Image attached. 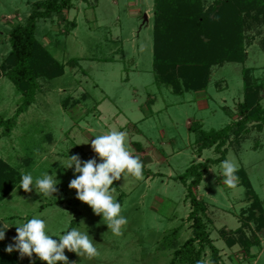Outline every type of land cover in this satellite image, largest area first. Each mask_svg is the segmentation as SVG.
<instances>
[{"label": "rangeland", "instance_id": "rangeland-1", "mask_svg": "<svg viewBox=\"0 0 264 264\" xmlns=\"http://www.w3.org/2000/svg\"><path fill=\"white\" fill-rule=\"evenodd\" d=\"M37 1L41 0H0V64L11 50L8 32L26 22ZM207 1L210 5L215 0ZM153 10L154 0H75L74 8L65 12L66 20L76 24L70 33H65V23L56 18L39 22L37 38L65 65V74L41 81V90L10 136L0 130V180L4 183L0 230L9 227L0 240V264H46L35 254L31 259L21 258L18 251L5 250L15 243L14 224L39 217L58 241L76 217L75 207L82 213L77 228L88 231L99 255L89 259L65 249L70 264H170L174 250L165 246L174 238L182 246L192 236L193 208L187 186L175 178L192 164L220 156L214 149L198 155L199 136L188 128L198 121L206 131H219L232 118L239 119L235 112L243 100V66L215 67L210 86L203 92L176 95L158 85L153 67ZM261 19L252 22L244 34L249 56L246 66L255 69L250 77L262 81L264 88ZM21 103L15 85L5 77L0 79V118L14 117ZM250 128L242 139L231 136L223 148L226 159L237 165V186L229 188L223 183L219 164L211 167L196 190L208 209L204 220L220 250V264H264V228L259 230L262 214L254 210L255 199L245 195L240 178L243 169L264 208V129ZM110 130L127 132L129 151L140 157L148 173L141 180L129 175L116 181V199L128 221L121 236L113 235L90 206L74 204L76 191L68 184L79 174L60 163L68 155L100 163L90 141ZM52 170L60 181L55 199L42 197L34 187L31 192L19 187L21 174L31 173L35 181L46 171L51 175ZM227 239L236 244L229 246ZM245 239L254 244L258 239L260 245L248 250ZM200 261L212 264L209 248Z\"/></svg>", "mask_w": 264, "mask_h": 264}, {"label": "trees", "instance_id": "trees-1", "mask_svg": "<svg viewBox=\"0 0 264 264\" xmlns=\"http://www.w3.org/2000/svg\"><path fill=\"white\" fill-rule=\"evenodd\" d=\"M207 2L154 0L153 67L158 85L170 88L176 95L203 92L210 86L215 67L228 63L243 66V100L235 112L239 119H233L234 112L231 111L230 124L219 131H206L198 121H194L188 128L191 133L199 136L196 139L198 155L214 149L220 157L192 164L185 173L175 178L187 186V196L193 208L190 214L192 236L182 246L176 238L172 243L165 244V248L174 250L170 264H197L206 248L211 251L212 264L221 263L220 250L213 244L204 220L207 206L198 198L196 190L211 167L226 159L227 153L223 148L231 136L242 139L250 132L251 125L259 131L264 129L263 82L250 77L255 69L246 66L249 56L245 43L247 37L244 34L252 22H260L264 17V0H215L210 5ZM74 6L75 0L37 1L26 22L14 25L8 32L11 50L0 64V79L5 77L15 85L22 95V103L14 117L0 118V130L4 129V136H10L20 115L33 104L41 90V81H52L65 74V65L58 62L42 40L37 38V29L40 21L56 18L65 23V33H70L76 24L66 20L65 12ZM241 173L245 195L253 196L254 204L257 205L254 210L262 214L263 222L259 226V230H262L263 205L246 172L242 169ZM147 174L143 168V175ZM3 185L0 180V189ZM113 186L118 188L116 181ZM6 193L7 190L4 195ZM79 202L77 198L74 200V204ZM74 210L76 217L68 230L77 228L82 216L77 207ZM245 241L248 250L255 244L256 247L260 245L258 239H255V244L250 240ZM227 243L233 246L236 241L227 239ZM196 245H199L198 250L194 249Z\"/></svg>", "mask_w": 264, "mask_h": 264}, {"label": "clouds", "instance_id": "clouds-1", "mask_svg": "<svg viewBox=\"0 0 264 264\" xmlns=\"http://www.w3.org/2000/svg\"><path fill=\"white\" fill-rule=\"evenodd\" d=\"M127 135L125 131L110 130L106 134L96 135L90 141L92 150L101 160L100 163H97L96 159L82 161L78 155H68L66 162L60 161L63 168H74V174H79L69 182V189H74L76 198L90 206L94 214L102 216V222L115 236L123 234L122 229L128 221L121 215L122 207L116 199V187L113 183L119 181L121 177L126 179L129 175L136 180L143 179L144 164L139 156H134L129 151ZM221 168L223 183L229 188H235L238 182L237 165L225 159L221 162ZM59 183L56 171L52 170L51 175L49 171H46L35 181L31 173L21 174L19 187L25 192H31L34 187L42 197L55 199L53 194L59 191L57 187ZM14 225L17 232L14 237L15 243L8 245L5 250L8 253L18 251L21 258L27 256L31 259L35 254L46 264H58V262L69 264L65 249L89 259L99 255L93 239L89 238L88 231L82 232L73 227L58 236L57 241L46 231V221L39 217L33 216L24 223L17 221ZM8 228L3 226V230H0V240L5 239V231ZM197 264H204V262L197 261Z\"/></svg>", "mask_w": 264, "mask_h": 264}]
</instances>
